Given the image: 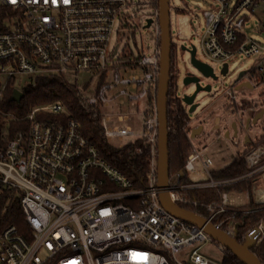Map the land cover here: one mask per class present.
I'll return each mask as SVG.
<instances>
[{"label": "built area", "instance_id": "obj_1", "mask_svg": "<svg viewBox=\"0 0 264 264\" xmlns=\"http://www.w3.org/2000/svg\"><path fill=\"white\" fill-rule=\"evenodd\" d=\"M208 5L203 11L207 30L200 42L205 57L223 66L227 64L228 69L229 60L236 54L254 58L243 79L231 82L222 94L236 108L238 85L246 82L250 85L247 88H264V21H257L256 34L249 31L253 28L251 19L264 17V0H209ZM128 7L129 0H0V8L7 13L0 29V123L5 116H11L10 121L29 123L25 128L12 129V122L6 131L4 125L8 120H5L0 130V198L5 193L13 196L4 211L17 198L26 225L21 230L11 223L0 231V264H221V260H214L201 250L212 241L221 250L224 245L214 240L203 226L173 214L160 201L159 12L157 6L151 17L156 33L153 52L134 61L127 58L118 61V47L111 49L110 44L116 24L122 23ZM130 68L140 71L121 75L122 69ZM81 71L102 77L94 93L80 89L85 102L103 113L107 140L144 139L142 143L150 153V168L143 186H136L104 157L100 148L83 134L78 119L62 118L64 106L60 101L34 107L25 117L1 107L7 86L4 76L8 81L21 73ZM111 74L114 82L106 80ZM118 86L121 87L114 92ZM115 98L121 107L145 103L141 116L143 132L138 134L130 125L111 124L115 115L116 121L125 122L132 113H104ZM234 122L238 129L234 135L239 137V123ZM190 134L187 130L191 147L184 167L191 181H172L170 175L171 200L194 212L205 209L206 218L217 228L224 229L227 221L224 230L238 237L236 212L231 210L228 191L222 192L217 202L202 203L195 195L186 193L229 187L264 173V135L256 140L250 135L245 137L246 151L241 154L248 165L245 174L215 179L213 160L204 159ZM234 142L238 144L239 140ZM135 152L142 154L144 148L138 144ZM229 212L230 217L215 222L218 215ZM261 222L252 226L242 239L255 234L259 243L264 237V215ZM183 251H187L185 260L177 256Z\"/></svg>", "mask_w": 264, "mask_h": 264}, {"label": "rangeland", "instance_id": "obj_2", "mask_svg": "<svg viewBox=\"0 0 264 264\" xmlns=\"http://www.w3.org/2000/svg\"><path fill=\"white\" fill-rule=\"evenodd\" d=\"M208 3L209 0H171L170 2L171 30L174 43V51L172 56V75L176 84L178 71L182 76L187 72L195 73V71L189 65V53L181 50L183 43L195 44L198 49L197 58L212 65L218 74H220V70L223 68V63L207 59L201 49L200 42L205 36L207 30L205 25L206 17L203 11L208 9ZM156 10L157 6L154 5L153 0H129V7L124 11L125 15L123 21L122 23L117 22L111 39V49L118 47L116 60L123 61L125 58H127L131 61H134L137 60L142 54H151L153 52L156 45L155 27L153 25L150 27H145V24L148 18L155 15ZM259 19L264 21L263 16L251 19L250 24L253 28L249 30L250 34H256L255 31L257 29V21ZM192 20L194 26L191 24ZM253 62L254 58L245 57L240 54L234 55L229 60L228 75L224 76L220 74V77L217 80L210 81L213 85L212 93H201V106H199V109L194 114H191L192 118H195L197 115H199V118L196 120L202 121L203 124L206 122L208 125H210L212 117L216 115L224 121L221 122L220 125L225 124L226 119L236 120L239 123V137L235 136L233 131L231 132V138H227L226 135H224L223 130H220V128L217 130L214 129L216 122H213L211 131L214 133L210 134L212 136L211 138H206L203 140H198L196 137L194 138V141L200 146L201 151L203 152L204 159L210 157L213 160L212 168L214 170L216 168L219 169L229 165L237 156L246 151V134H249L252 137V140L259 139L262 135H264V116L261 117L257 123H252L249 129L246 128V122L248 120L247 118L255 116L262 108H264V88L262 86H257L254 88L242 87L240 89H235V93L238 98L236 108L233 104L229 105L228 96H222L223 92L229 88L230 83L234 82V80L239 76V73L252 66ZM139 71L140 70L137 68H130L126 71L122 69L121 75L127 76L129 73H135ZM67 75L73 81L78 83L79 89L81 88L85 92L94 93L102 82V77L100 75L90 72H71ZM36 76L37 74L21 73L8 81L6 76L3 78L7 85L11 87V91L13 92L14 88L20 89L24 85L34 82V77ZM106 80L109 82H114L113 74L108 76ZM181 82L182 79L180 80V87L178 90L180 94L184 93V91L190 92L191 88H183ZM120 87L121 86L116 87L114 92H117ZM178 91L176 93H178ZM144 110L145 103L143 101H140L139 104L135 102L128 103L121 107L118 104V99L115 98L111 102L110 107L104 109V113L113 115L114 113H121V111H131L132 113L130 114L129 120L125 122H118L115 120L117 116L115 115L111 124L130 125L135 130V132L139 134L144 130L143 120L141 118ZM237 111H241L242 114L238 115ZM3 118L8 120V122L4 125L5 130L8 131L12 126L10 121L11 116H5ZM191 122L192 120H190L188 127H192ZM194 127L195 126H193L192 129ZM206 131L208 130L205 129V132ZM237 139L239 140L238 144L234 142ZM132 140H134L133 137H126L123 142H121L119 139H114L110 142L120 147L121 145L124 146L126 143H130ZM197 167L201 168L200 164H197ZM181 174L182 173L172 175V181H176ZM251 180L253 181V185L250 190L246 189L242 191H228V195L231 198V210L235 209V217L237 222V215L240 214L242 216H248L254 213L248 212L249 209H264V206L257 208L258 204L264 205V201L257 203L251 199V202H248L251 197L249 194L255 193L254 190L261 191L264 189V173L254 176ZM241 188L243 189V187ZM220 199L217 198L216 200L212 201L217 202ZM229 213L231 216V212ZM262 218L263 217L254 219L249 218L247 225L242 230L240 235L242 236L246 234L248 230L252 228V226L260 225L262 223ZM241 240L244 242L242 237ZM262 241H264V237L257 244L262 243ZM189 249L191 250L192 248ZM224 250H226L225 247L223 250H221L219 246H217V244L212 241L208 242V244L203 247L201 252L206 256L219 261L222 260V254ZM186 253L187 251H183L178 253L177 256L178 258L185 260Z\"/></svg>", "mask_w": 264, "mask_h": 264}, {"label": "trees", "instance_id": "obj_3", "mask_svg": "<svg viewBox=\"0 0 264 264\" xmlns=\"http://www.w3.org/2000/svg\"><path fill=\"white\" fill-rule=\"evenodd\" d=\"M154 5L158 6L157 0H153ZM7 16L6 10L0 8V29H3V20ZM172 75V71H171ZM1 88V82H0ZM24 94L20 102L11 100V87L6 86L3 92V99L1 101V107L6 111L14 113L16 116L25 117L34 107L49 104L52 102L60 101L64 106L62 112V118L68 119L74 117L79 120L81 130L83 134L97 147L100 148L104 157L113 165L118 167L124 173L127 174L135 183L136 186H143L146 182L147 172L150 168V153L144 147V139L136 138L130 143H126L122 147H118L112 144L104 135L102 126V113L99 108L98 111L94 110L92 106L88 105L82 97V93L79 89L77 82L73 81L66 73L62 72H45L37 74L34 77V82L24 85L20 88ZM177 84L173 79V75L169 87L168 97V123H169V157H170V175L179 174L177 179L180 182L191 181V177L185 171V162L190 153V138L187 136V130L190 129L188 124L190 117L187 113L185 106L181 104L178 99V93H176ZM0 130L5 124V120L1 121ZM12 129H17L21 126L27 127L29 123L27 121H12ZM141 145L144 148L142 154L135 152V146ZM248 170V165L245 163L243 155L237 156L231 164L222 169H216L213 171V177L216 179L232 178L245 174ZM253 181L248 179L242 183H236L232 186H218L217 188H201L197 190L188 191V196L195 195L199 201L209 202L212 200L220 199V195L224 191H242L251 189ZM243 187V189L241 188ZM248 190V191H249ZM12 194L5 193L0 198V231L11 223H16L21 230L26 228L24 222V214L19 206V201H11L9 210L4 211L5 205L9 199H12ZM264 205H257V208ZM264 210V209H263ZM257 210L252 215L242 216L237 215L238 219V240H241L242 230L247 225L248 219H254L263 217L264 211ZM195 212L201 216H208L205 209H195ZM230 213L220 214L215 219L218 220L227 218ZM227 221L222 226L226 229ZM253 253L264 262V241L251 248ZM221 264H243L238 258L233 256L227 249L222 254Z\"/></svg>", "mask_w": 264, "mask_h": 264}, {"label": "water", "instance_id": "obj_4", "mask_svg": "<svg viewBox=\"0 0 264 264\" xmlns=\"http://www.w3.org/2000/svg\"><path fill=\"white\" fill-rule=\"evenodd\" d=\"M170 2L171 0H158V12L159 22L161 27V38H160V74L159 84L157 92V114H158V169H157V187L160 189V201L162 205L167 208L173 214L188 220L198 226H203L208 233L217 242L219 241L224 247L238 258L243 264H264V262L257 257L251 248L257 244L255 240V234H252L241 242L237 236H230L224 229L217 228L211 221L205 216L194 212L190 209H185L176 203H173L168 191L169 180H170V157H169V123H168V97L169 87L171 82V71L173 67L172 55L174 51V43L172 39L171 30V14H170ZM153 22V18L146 20L145 27H150ZM192 24V21H191ZM181 50L188 52L190 55L189 65L195 71V73H184L183 76L178 71L177 78V91L180 87V80L182 79L181 85L184 87H190L191 91L181 93L178 91V98L183 106L186 107L187 113L190 120L198 119L199 115L195 118L191 117L201 106V93H212V83L210 81L217 80L220 74L228 75V65L225 64L218 74L209 63L197 58V46L195 44H182ZM246 70L241 71L239 76L234 82H240L245 76ZM250 85L248 83H241L237 86V89ZM24 92L19 88H14L11 100L20 102ZM264 116V108L261 109L255 116L247 118L246 128L249 129L252 123H257L261 117ZM217 124L215 128H219ZM234 133H237V122L232 123ZM204 129V125L200 127V132ZM193 136V135H192ZM227 138L231 136L226 134ZM249 137L247 138V140ZM238 233V229H237Z\"/></svg>", "mask_w": 264, "mask_h": 264}, {"label": "crops", "instance_id": "obj_5", "mask_svg": "<svg viewBox=\"0 0 264 264\" xmlns=\"http://www.w3.org/2000/svg\"><path fill=\"white\" fill-rule=\"evenodd\" d=\"M214 120H216V121H214ZM213 122H216V125H215V127L217 126V124L220 126L219 128H220V130H223V132H224V135H226V134H230V136H232L231 135V132H233V129L231 128V124L234 122V120H227L226 119V121H225V124H223V125H220L221 124V122H224L223 120H221L217 115L216 116H214V117H212V119H211V121H210V125H208L206 122L203 124L202 123V121H198V120H192V122H191V126L193 127V126H195L193 129H192V127H190V135L192 136V139L194 140V138L196 137V138H198V140H203V139H206V138H211L212 136L210 135V134H212V133H214V132H212L211 131V129H212V127H213ZM202 125H204V129L200 132V127L202 126ZM214 127V129H219V128H215ZM205 129L206 130H208V131H206L205 132ZM209 130H210V133H209ZM246 135H249V134H246ZM248 138V137H247ZM247 138H246V141H248L247 140ZM197 140V141H198ZM195 142V141H194ZM196 143V142H195ZM231 164V163H230ZM228 165H226V166H224V167H222V168H225V167H227ZM222 168H219V169H222ZM217 169V168H216ZM215 169V170H216ZM201 177L200 176H198V179H200ZM258 187V186H257ZM254 192L255 193H251V194H249V196H251L250 197V200L248 201V202H251V199H253L254 201H256L257 203H260V201H264V189L263 190H261V191H257V190H254ZM230 202H231V198H230ZM232 207V206H231Z\"/></svg>", "mask_w": 264, "mask_h": 264}, {"label": "flooded vegetation", "instance_id": "obj_6", "mask_svg": "<svg viewBox=\"0 0 264 264\" xmlns=\"http://www.w3.org/2000/svg\"><path fill=\"white\" fill-rule=\"evenodd\" d=\"M173 56V55H172ZM179 99V98H178ZM179 101H180V99H179Z\"/></svg>", "mask_w": 264, "mask_h": 264}, {"label": "snow or ice", "instance_id": "obj_7", "mask_svg": "<svg viewBox=\"0 0 264 264\" xmlns=\"http://www.w3.org/2000/svg\"><path fill=\"white\" fill-rule=\"evenodd\" d=\"M13 2H15V0H13Z\"/></svg>", "mask_w": 264, "mask_h": 264}]
</instances>
